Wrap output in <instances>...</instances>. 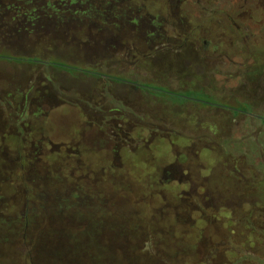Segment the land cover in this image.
Segmentation results:
<instances>
[{
	"label": "rangeland",
	"instance_id": "obj_1",
	"mask_svg": "<svg viewBox=\"0 0 264 264\" xmlns=\"http://www.w3.org/2000/svg\"><path fill=\"white\" fill-rule=\"evenodd\" d=\"M173 2L133 1L154 22L147 37L102 17L30 29L24 1L0 0V56L34 60L0 59V264H89L67 259L58 229L66 213L86 220L93 198L111 194L145 215L103 212L101 244L115 225L118 239L171 264H264V206L251 186L264 179V156L249 149L264 143V0ZM238 15L236 24L250 22L239 30ZM70 193L75 212L63 206Z\"/></svg>",
	"mask_w": 264,
	"mask_h": 264
},
{
	"label": "trees",
	"instance_id": "obj_2",
	"mask_svg": "<svg viewBox=\"0 0 264 264\" xmlns=\"http://www.w3.org/2000/svg\"><path fill=\"white\" fill-rule=\"evenodd\" d=\"M1 60H6L10 62H16V63H21V62H33V59H26V58H17V57H5V56H0ZM49 64H51L53 67H56L55 69H59L60 71L66 72V73H72L73 71H79L85 76H90L92 78H96L99 74L97 72H92L89 70H82L78 67H74L62 62H57V61H48ZM109 80L113 82H120L121 80L124 79H119V78H113V77H108ZM135 82V81H134ZM136 83V82H135ZM140 85L142 89H144V92H149V93H161L166 96H171V97H176L180 98L182 93H175L172 91H169L167 89L159 88V87H153L149 86L146 84H137ZM253 119V118H252ZM258 122V121H257ZM263 123V124H262ZM261 125H264V122L262 121ZM241 134V133H240ZM243 136V134H241ZM242 138H245L244 136L241 137V143H235V150L239 151L241 154V148L239 145H242L244 148L247 149V143L245 141H242ZM239 139V137L237 138ZM235 138V140H237ZM247 142L248 139H247ZM249 149L250 151H256L260 159L262 156H264V143H262L261 139H257V141H252L249 144ZM260 150L263 152L260 153ZM249 151H245L244 154L246 155L247 158H250V154H247ZM261 163H264L263 160L261 159ZM237 172V171H236ZM238 173V172H237ZM252 187L254 186L255 189L258 191L256 192L257 197H259L258 203L262 204L264 206V179L258 183H251ZM114 193V192H113ZM72 193H70V198L68 204H63L65 207V210H70V211H76V204L73 203L77 197L71 196ZM118 195V193H117ZM119 196V195H118ZM134 197V196H133ZM137 198V197H134ZM132 198V200L134 199ZM116 199H119L118 197H115L114 194L110 195V198H97L94 197L93 201H96V204L94 203V207H90V218H87L84 220L83 217L79 221H75L72 217V215H69L70 213H66L67 215V223L66 226H63L59 230L60 234H64L63 238L67 241L66 246H64L63 251L65 253H69L70 257H67L68 260H71L72 256L75 255L74 257L78 258L79 260H88L87 263L89 264H171L169 261L168 256H163L160 253H142L139 251L138 244L135 242V239L131 236L128 240L126 239H118V237H121L120 234L116 232H123V229L117 226L111 225L109 227L110 233H113V237L108 238V240H105L104 244H101L97 241V238H94L93 236L97 234V231L101 230V225L102 223V215H104L103 212L108 211L109 216L113 217H118L122 215H127L129 218H135L142 216L144 213L142 206H140L138 203V199L136 200L138 203H132L127 206V208H124L123 205L119 202L116 201ZM99 200V201H98ZM78 201V200H77ZM86 201V200H85ZM85 201H82V204L84 206ZM53 205L52 207L55 209V212L52 213V216H58L62 210L60 209V205L56 202V198L52 199ZM76 202V201H75ZM104 202L107 203L108 209L107 210H101L100 207H104ZM90 205V204H89ZM106 209V208H105ZM142 209V210H141ZM158 213V210L155 209ZM101 212V213H99ZM145 215V214H144ZM79 222H84L87 224H75ZM248 227L252 228V225H249ZM99 228V229H98ZM137 227H134V225L130 226V231L134 232ZM254 230V228H252ZM256 231V230H255ZM258 232L262 237H264V230L263 231H256ZM79 233V235H78ZM50 235L58 234L57 231L55 230H49ZM74 234V235H73ZM89 234L90 239L82 241L83 240V235ZM81 235V236H80ZM55 237V236H52ZM56 238H49V241H54ZM152 243V242H151ZM183 257V256H181ZM167 258V259H166ZM82 262V261H81ZM187 262L184 261L183 263L180 262L179 264H186Z\"/></svg>",
	"mask_w": 264,
	"mask_h": 264
},
{
	"label": "flooded vegetation",
	"instance_id": "obj_3",
	"mask_svg": "<svg viewBox=\"0 0 264 264\" xmlns=\"http://www.w3.org/2000/svg\"><path fill=\"white\" fill-rule=\"evenodd\" d=\"M24 1L29 9H32L28 14H26V26L33 29L37 23L44 21L54 20L55 25H68L71 24L73 27H78L79 24L91 23L90 21L95 18H103V25L106 27H114L120 24L127 25L132 30L138 29L139 31L146 32L154 29V22H151L149 18H145L142 15V6L137 7L133 5L135 0H94L100 8L97 6V10L91 9L90 4L92 0H20ZM154 1V0H151ZM174 0H171L173 2ZM180 2V0H175V3ZM172 10H170L171 12ZM147 17H153L149 12L146 14ZM144 19H147L144 21ZM239 21V15L232 19L233 25L239 30L242 27H247L250 22H241V24H236ZM143 33V32H142ZM148 37V35H147ZM206 45V42L203 43ZM113 82V81H112ZM221 106V105H219ZM225 107V106H222ZM244 113V112H242ZM239 172L238 169H236Z\"/></svg>",
	"mask_w": 264,
	"mask_h": 264
}]
</instances>
